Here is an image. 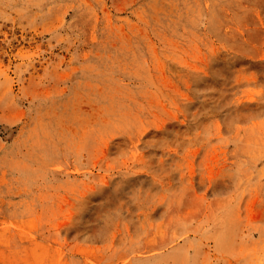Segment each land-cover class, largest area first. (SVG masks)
Instances as JSON below:
<instances>
[{"label":"rangeland","instance_id":"obj_1","mask_svg":"<svg viewBox=\"0 0 264 264\" xmlns=\"http://www.w3.org/2000/svg\"><path fill=\"white\" fill-rule=\"evenodd\" d=\"M0 264H264V0H0Z\"/></svg>","mask_w":264,"mask_h":264}]
</instances>
